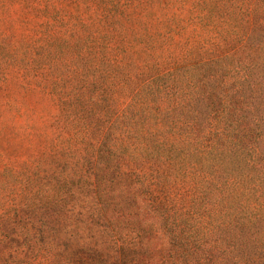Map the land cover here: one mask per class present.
Segmentation results:
<instances>
[{
	"label": "trees",
	"instance_id": "trees-1",
	"mask_svg": "<svg viewBox=\"0 0 264 264\" xmlns=\"http://www.w3.org/2000/svg\"><path fill=\"white\" fill-rule=\"evenodd\" d=\"M117 8L104 25L120 28L127 8ZM98 34L57 90L47 125L55 158L0 171V264H89L75 257L82 240L69 247L99 227L114 228L117 264L148 249L179 264H264V43L245 57L233 49L138 70L118 91L134 52Z\"/></svg>",
	"mask_w": 264,
	"mask_h": 264
},
{
	"label": "rangeland",
	"instance_id": "rangeland-1",
	"mask_svg": "<svg viewBox=\"0 0 264 264\" xmlns=\"http://www.w3.org/2000/svg\"><path fill=\"white\" fill-rule=\"evenodd\" d=\"M121 6L127 9L120 28L118 21L104 25ZM99 16L102 23H97ZM252 30L256 33L248 41ZM98 32L102 46L134 52L117 86L120 91L138 70L151 74L233 49L245 57L264 43V0H0V171L35 157L41 170L43 157L55 158L47 125L57 117V90L69 82L77 55L99 47L92 38ZM87 34L90 39H81ZM257 59L263 61L259 62L263 73L256 75L264 97V54ZM210 70L217 73L214 82L221 78L219 67ZM232 78L224 79L229 84ZM112 230L99 227L69 249L76 253L82 240L83 250L76 258L89 264L94 258L117 264L118 249L106 237ZM146 252L149 255L143 253L137 264L180 263L177 257L162 259L150 249Z\"/></svg>",
	"mask_w": 264,
	"mask_h": 264
}]
</instances>
